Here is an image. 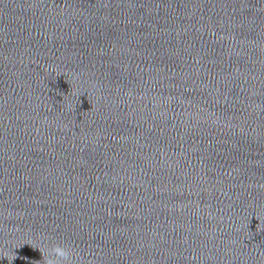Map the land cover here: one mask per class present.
<instances>
[{"label":"water","instance_id":"obj_1","mask_svg":"<svg viewBox=\"0 0 264 264\" xmlns=\"http://www.w3.org/2000/svg\"><path fill=\"white\" fill-rule=\"evenodd\" d=\"M0 264H264V0H0Z\"/></svg>","mask_w":264,"mask_h":264},{"label":"clouds","instance_id":"obj_2","mask_svg":"<svg viewBox=\"0 0 264 264\" xmlns=\"http://www.w3.org/2000/svg\"><path fill=\"white\" fill-rule=\"evenodd\" d=\"M53 252H54V254L57 257H59L61 259H64V260H67L68 259V253L65 250L61 249V248H55L53 250Z\"/></svg>","mask_w":264,"mask_h":264}]
</instances>
